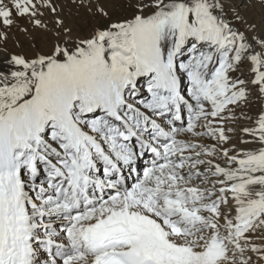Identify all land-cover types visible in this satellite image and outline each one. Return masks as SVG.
Masks as SVG:
<instances>
[{"label":"snow or ice","instance_id":"snow-or-ice-1","mask_svg":"<svg viewBox=\"0 0 264 264\" xmlns=\"http://www.w3.org/2000/svg\"><path fill=\"white\" fill-rule=\"evenodd\" d=\"M69 2L107 23L0 0V264H264V23L226 0ZM29 26L51 43L9 53Z\"/></svg>","mask_w":264,"mask_h":264},{"label":"bare ground","instance_id":"bare-ground-1","mask_svg":"<svg viewBox=\"0 0 264 264\" xmlns=\"http://www.w3.org/2000/svg\"><path fill=\"white\" fill-rule=\"evenodd\" d=\"M63 2H64L65 6H64V11L61 13V15L64 16V18L66 19V22L69 24L74 25V23L76 22L74 16H78L79 14L88 13L84 9L74 8L71 5V3L69 2V0H63ZM237 3L242 4L244 2H243V0H241V1H238ZM105 6L108 7L109 5L106 3ZM113 13H114V10H113ZM89 21H93L91 19V17L89 18ZM47 22H49L51 24V17L47 18ZM87 22H86V24H83V26L87 25ZM25 26H27V25H25ZM29 31H30L31 35H26L25 33H22V32H16L15 35L10 37L7 45L5 46L7 48V51L9 53H24L26 55H33V54H35V50L32 47L33 41L35 42L36 47L40 48V49H46V46L51 43V35H49L50 33H44V32H41L39 30L33 31L30 28V26H29ZM16 40H19V42H20L19 45H17ZM3 55H4L3 52H0V56H3ZM0 67H3V65H0ZM5 70H7V69H5ZM253 103L254 104L256 103L258 107L260 106V102H258V101L253 100ZM257 109L258 108H256V110ZM256 110H252V111L255 112ZM238 123H239V127H244V126L250 125V121H247L244 119H240ZM232 126H235V125H232ZM240 136H241V134H240L239 128H238L237 132L234 134V142L238 143ZM238 146L239 147H251V145H240L239 143H238Z\"/></svg>","mask_w":264,"mask_h":264},{"label":"rangeland","instance_id":"rangeland-1","mask_svg":"<svg viewBox=\"0 0 264 264\" xmlns=\"http://www.w3.org/2000/svg\"><path fill=\"white\" fill-rule=\"evenodd\" d=\"M238 1L241 0H226V5L231 6L232 9H234L235 11H239L240 14L243 15L248 21L256 22L257 24L264 23V0H243L244 3L242 4H238L237 3ZM123 14L124 13H121L118 10H114L113 19L120 18ZM229 15H232V12H229ZM74 17L76 21L74 25L78 26L81 30H83L84 34H87V32L91 29L92 25L95 24L96 22L107 23L106 20L104 21L93 20L89 13L79 14L78 16H74ZM90 17L94 22L89 21ZM86 22L87 25L83 26V24H86ZM49 35H51V33ZM256 108H258L257 104L253 103L252 110H256Z\"/></svg>","mask_w":264,"mask_h":264}]
</instances>
